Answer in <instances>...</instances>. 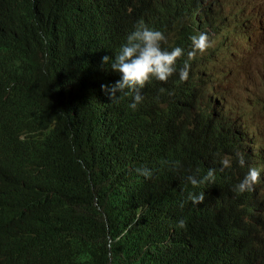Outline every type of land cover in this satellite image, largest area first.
Wrapping results in <instances>:
<instances>
[{"label":"trees","instance_id":"16d2710c","mask_svg":"<svg viewBox=\"0 0 264 264\" xmlns=\"http://www.w3.org/2000/svg\"><path fill=\"white\" fill-rule=\"evenodd\" d=\"M57 1L0 0V264H264V223L187 200L179 145L141 120L144 100L133 110L131 93L100 87L116 41L98 45L94 9L77 17ZM99 96L126 111L105 154L80 133ZM77 103L71 130L56 116Z\"/></svg>","mask_w":264,"mask_h":264},{"label":"clouds","instance_id":"9594fccd","mask_svg":"<svg viewBox=\"0 0 264 264\" xmlns=\"http://www.w3.org/2000/svg\"><path fill=\"white\" fill-rule=\"evenodd\" d=\"M57 3L83 18L94 9L98 45L116 41L114 54L101 58L112 83L100 87L110 100L131 93L133 110L144 100L141 120L179 145L185 161L180 176L194 188L187 200L198 205L212 198L202 203L216 213L244 210L251 221L264 223V0ZM95 110L96 122L80 133L91 131L92 150L105 154L123 129L126 111L122 106L110 112L104 96L97 97ZM56 117L77 129L79 103ZM130 122L138 129V120ZM136 172L153 175L147 166Z\"/></svg>","mask_w":264,"mask_h":264},{"label":"rangeland","instance_id":"374dc122","mask_svg":"<svg viewBox=\"0 0 264 264\" xmlns=\"http://www.w3.org/2000/svg\"><path fill=\"white\" fill-rule=\"evenodd\" d=\"M241 84L243 86V91H246L247 90V82L243 79H241Z\"/></svg>","mask_w":264,"mask_h":264},{"label":"bare ground","instance_id":"6f19581e","mask_svg":"<svg viewBox=\"0 0 264 264\" xmlns=\"http://www.w3.org/2000/svg\"><path fill=\"white\" fill-rule=\"evenodd\" d=\"M260 35H261V36H264V32H262V34H260ZM257 220H258V218L256 219V221H257ZM256 221H255V222H256Z\"/></svg>","mask_w":264,"mask_h":264}]
</instances>
